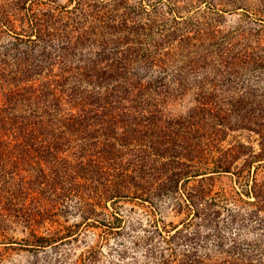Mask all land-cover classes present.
Segmentation results:
<instances>
[{"label":"trees","instance_id":"1","mask_svg":"<svg viewBox=\"0 0 264 264\" xmlns=\"http://www.w3.org/2000/svg\"><path fill=\"white\" fill-rule=\"evenodd\" d=\"M237 1L231 6L236 8ZM208 3L210 13L219 10ZM13 9L8 5L2 10L0 28L10 21ZM60 19L54 14L47 18L32 14L25 19L37 41L41 42L48 28L55 30L48 36L62 42L59 47L64 53L58 62L0 66V229L5 231L8 223L21 224L28 230V238L23 239L26 246L40 249L63 239L39 236L36 227L53 210L67 208L69 200L83 218L97 215L96 208H107L108 202L116 205L130 198L151 202L170 193L189 201L188 209L195 210L192 205L202 199L198 189L181 191L182 186L200 175H204L201 183L236 168L242 191L255 199L240 200L242 211L233 213L232 222L240 215L239 222L257 225L262 243H248L245 257L236 233L228 250L222 251L225 257L212 264H264V112L251 108L246 116H236L241 124L257 127L253 131L260 136L261 148L258 156H249L236 167L232 150L224 152L223 159H192L199 146L189 141L191 131L173 118L166 120L162 109L168 100L183 96L185 77L198 75L207 64L208 46L221 44L224 50L219 57L227 61L234 48L231 41L225 45L216 40L219 33L212 23L188 19L174 22L168 33L165 25L159 28L155 21L125 26L124 33L136 37L133 45L113 38L123 25L111 20L99 21L104 24L105 39L86 51L87 30H91L82 21L86 19ZM178 24L185 28L179 29ZM56 25L72 29L58 32ZM220 63L224 68L236 64ZM201 104L196 110L203 108L219 119V125H226L222 110L211 108L205 99ZM254 162L258 164L252 170ZM211 216L196 209L192 218L201 223ZM112 224L108 222L107 228ZM186 264L207 263L197 258Z\"/></svg>","mask_w":264,"mask_h":264},{"label":"rangeland","instance_id":"2","mask_svg":"<svg viewBox=\"0 0 264 264\" xmlns=\"http://www.w3.org/2000/svg\"><path fill=\"white\" fill-rule=\"evenodd\" d=\"M208 1L219 10L210 13ZM233 1L0 0V13L8 5L14 6L10 21L0 28L3 31L0 33V66L58 62L64 53L59 47L62 42L48 36L49 32L55 31L53 29H47L41 42L36 40L38 36L30 32L25 22L32 14L41 18L54 14L62 22L71 17L78 19V16L86 19L82 21L91 29L87 30L86 51L96 49L95 41L105 39L101 33L104 24L99 21L112 20L119 26L122 24L113 38H124L133 45L136 37L133 33H124L125 26H142L155 21L159 28L165 25L164 30L168 33L174 22L191 19L193 23L197 20L212 23L219 33L215 39L225 45L230 40L234 45L226 53L227 61L223 55L219 57L224 50L221 44L208 46L207 64L199 69L198 75L188 74L183 82L186 88L183 96L168 100L162 109L167 115L166 120L173 118L191 131L187 135L189 141L199 146L192 159H223L224 152L232 150V162L239 167L251 159L249 156H258L261 150L260 136L253 131L257 127L241 124L236 116L239 113L246 116L251 108L264 112V0H238L236 8L231 6ZM177 27L185 28L182 24ZM61 29L57 26L58 32L72 28ZM91 31L97 35H92ZM139 33L142 38L143 29ZM220 62L236 64L229 63L224 68ZM204 99L212 104L211 108L215 106L223 111L226 125H219V119L212 118L209 111L196 110L198 106L203 107ZM217 109L212 111L217 112ZM257 164L254 162L252 170ZM234 172L236 168L228 173L212 174L210 180L201 183L199 179L204 175H200L181 188V191L197 188L202 199L192 208L210 213L212 219L209 217L199 223L198 218H192L195 210L187 207L186 203L190 202H182L180 196L171 193L153 198L151 202L140 198L121 200L116 205L108 202L107 208L97 207V215L87 218H83L73 207L74 201L69 200L67 208L53 210L36 227L39 236L63 237L50 247H27L23 239L28 238V230L21 224L8 223L5 231L0 229V264H161L162 260H167L165 264H186L197 258L212 264L225 257L222 251L228 250L230 238L236 233L238 236L235 237L240 239V254L247 257L246 245L262 242L257 225L239 222L240 215L232 222L233 213L242 211L244 204L241 201L255 199L242 191ZM29 203L30 198L26 199V205ZM108 222L113 223L112 228H107ZM262 260L264 262V256Z\"/></svg>","mask_w":264,"mask_h":264}]
</instances>
